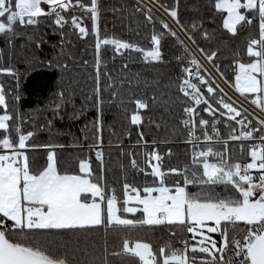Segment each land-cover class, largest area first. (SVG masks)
Segmentation results:
<instances>
[{
    "label": "snow or ice",
    "instance_id": "1",
    "mask_svg": "<svg viewBox=\"0 0 264 264\" xmlns=\"http://www.w3.org/2000/svg\"><path fill=\"white\" fill-rule=\"evenodd\" d=\"M178 8L179 0H176L175 6L166 11L192 37V32L180 22ZM214 8L220 14L227 12L223 26L233 34L237 33L238 25L241 29L251 26L258 17V38L250 36L246 47L248 60L241 62L239 54L234 55L238 69L233 87L245 95L254 94L253 103L264 112V0H214ZM137 10L154 23L156 18L151 7L142 0ZM78 12L90 15L95 21L97 61L93 105L97 115L93 125L102 127L104 101L99 59L102 43L114 45L118 52L137 49L146 60L153 61L162 60L164 35L175 37L186 53L187 45L164 20L160 23L167 32L154 31L151 36L154 47L145 49L138 43L106 36L101 39L98 0H0V35L12 44L19 34L18 25L38 26L40 18H52L61 33L64 24H70L81 35H87L89 29ZM201 23L194 20L190 27L195 30ZM203 36L209 37V31H203ZM3 51L0 49V54ZM199 51L208 61L217 57V50L200 48ZM177 59L185 64L181 57ZM47 64L53 66L54 62L48 60ZM215 70L219 77L228 79L219 65H215ZM182 72L185 75L180 78L178 88L185 97H190L189 106L184 108L188 118L183 121L192 146L190 161L164 168L161 154L153 150L145 153L141 166L133 155L130 165L153 179L151 183L144 181L142 187L126 181L120 195L114 185L108 186L103 176L104 156L99 147L95 153V173L91 157L78 161L79 174L61 169L54 150L48 151L44 163L37 166L35 157L30 156V150L38 147L31 142L34 131L24 129L12 108L19 101L20 93L12 87L6 89L0 82V130H3L0 132V264H77L75 258L69 259L67 251H54L53 247L67 249L65 233H87L98 227L103 228L104 239L100 245H94L99 254L91 257L90 264H113L109 257L138 258L136 264H264V118L255 117L256 123L248 119V110L230 102L219 83L214 86V77L194 54ZM0 74L14 78L16 89L19 88L18 69L0 66ZM69 103L74 105L72 94L59 90L50 101L53 115H60ZM135 104L140 109L148 108L141 99ZM195 106H202L213 116L221 112L229 117L240 126L239 135L234 125L224 121L231 131L226 138L222 137L217 127L219 120L211 121L209 132L210 121L203 117L197 119ZM242 112L245 115L241 116ZM131 120L140 123L142 117L134 112ZM201 140L208 142L207 145H201ZM230 140L240 141L237 147L242 155L245 140L258 141L248 145L247 155L251 159L246 163L232 160L227 147L218 148L214 144L227 145ZM97 142L102 144V138L97 136ZM136 213L138 217L127 215ZM155 226L168 228L170 235H175L172 228L192 235L181 238L180 247L172 240H165L155 249L152 243L139 238L133 240L130 235L140 228ZM209 233H219L221 241ZM109 236H119V246L113 245L110 250Z\"/></svg>",
    "mask_w": 264,
    "mask_h": 264
},
{
    "label": "trees",
    "instance_id": "2",
    "mask_svg": "<svg viewBox=\"0 0 264 264\" xmlns=\"http://www.w3.org/2000/svg\"><path fill=\"white\" fill-rule=\"evenodd\" d=\"M157 1L166 9L175 6L176 2ZM98 2L101 8L99 21L101 39L105 36L110 39H124L147 49L155 46L151 40L154 31L167 32L160 23L161 19L153 11L152 14L156 18L154 23L146 20L145 13L137 10L141 4L138 0ZM178 11L180 22L192 32L191 38L194 37L193 41L199 48L217 50V57L211 62L214 66L221 67L228 78L227 81L233 86L235 72L238 69V65L234 63V55L238 53L241 62L248 60L246 47L250 36L258 38V17L253 20L251 26L241 29L238 25L237 33L233 34L223 26L226 12L220 14V11L214 8V0H179ZM76 14L83 15L85 26L89 29L87 35H81L78 29H74L70 24H64L61 33L60 26H56L52 18H40L38 26L18 25L19 34L15 36L12 44H8L6 38L0 35V49L4 50L0 54V66L18 69L19 88L16 89L15 79L7 74H0V82L5 84L6 89L12 87L20 93L19 101L14 102L12 108L16 119L22 121L24 129L34 131L31 142L38 147L30 150V156L35 157L37 166L44 163L48 151L54 150L61 169L79 174L78 161L91 157L95 173L97 171L95 153L99 147L104 156L103 176L108 186L114 185L117 194L120 195L122 184L126 181L142 187L144 181L151 183L153 179L151 175H146L130 165L133 155L141 166L144 165L145 153L153 150L161 154L164 168L182 166L190 161L192 146L187 140V129L181 121L184 108L189 106L190 97H185L178 88L180 78L185 75L182 69L190 54L186 53L185 48L170 35H164L161 40L160 61L146 60L143 53L137 49H121L118 52L114 45L102 43L99 59L101 93L104 101L103 125L94 127L93 118L97 115V109L93 105L96 98L94 90L97 61L96 35L93 27L95 21L88 14L80 12ZM194 20L202 22L195 30L190 27ZM54 28L57 30L54 31ZM205 30L210 33L207 38L203 36ZM177 57H181L185 64ZM48 60H53V66H48ZM61 89L72 94L74 105L69 103L60 115H53L50 101L55 99V94ZM202 91L209 95L206 89L202 88ZM137 99L146 102L148 108H138L135 104ZM199 109L200 117L210 121L211 129V121L221 112L213 116L204 111L202 106H199ZM134 112L141 115L140 123L132 122L131 116ZM243 115L245 113L242 112L241 116ZM247 118L256 123L252 116L247 114ZM237 119H240V116ZM224 121L226 120L222 117L217 127L221 136L226 138L231 129ZM229 124L234 125L238 135L239 128L236 123ZM97 136L102 138V144L97 142ZM255 142L244 141L243 155L237 147L240 141L230 140L227 145L215 142L214 144L218 148L227 147L231 159H239L243 163L251 159L247 155V149L249 144ZM129 215L138 217L139 213ZM171 232L175 235H170L166 227L155 226L140 228L130 235L133 240L139 238L152 243L154 249L165 240L174 241L176 247L181 246L179 244L181 238L186 239L192 235L178 228H172ZM216 236L220 242V234L217 233ZM103 239L102 227L87 233H65L64 242L68 243L67 249L53 247V250L67 251L69 259L75 258L77 264H90L91 257L99 254L98 248L94 245H100ZM76 241L79 243L76 244ZM108 244L110 250L113 245L119 246L120 237L109 236ZM109 259L113 260V264H136L138 258L109 257Z\"/></svg>",
    "mask_w": 264,
    "mask_h": 264
},
{
    "label": "built area",
    "instance_id": "3",
    "mask_svg": "<svg viewBox=\"0 0 264 264\" xmlns=\"http://www.w3.org/2000/svg\"><path fill=\"white\" fill-rule=\"evenodd\" d=\"M138 1L141 3V0H138ZM142 2L144 5L150 6L152 11L161 20L167 21L169 26L174 31L177 32L179 38L183 39L184 43L187 45L188 53L190 55L194 54L196 56V58L201 61V63L207 68L208 73H210L212 75V77H214V81H213L214 85L219 83V85L224 88L225 92L227 93V97L230 99V102H235V103H238L239 105H242L244 109L248 110L247 114L252 116L254 119L257 116L264 118V112L261 111V109L259 108L258 105L253 103V97H248V96L240 93L235 88H233V86L230 84V82H228L224 78L219 77L218 73L215 70V66L204 57V55L199 51L200 48L198 47V45L193 41V39L185 31L181 30L182 28L179 27V24L176 23L174 18L171 17L170 13H168L166 11V8L161 3H159L157 0H142ZM44 6L47 7V5H44ZM83 23H84V21H83ZM195 108H196V112H197L196 118L198 119V118H200L201 112H200L199 106H195ZM220 117L225 118V120L228 121V123L234 122V121H231L229 117L222 115V113L220 114ZM186 118H188V114L184 111V113L181 116L182 123ZM237 126H238V128L240 127L239 125H237ZM187 131H188V129H187ZM209 132H211V129H209ZM198 134H199V129H198ZM257 142L258 141H256L255 143H257ZM207 143L208 142L203 141V140L200 141L201 145H204ZM243 163H246V162H243ZM255 171L256 170H253V172H255ZM178 247H180V246H178ZM173 264H174V262H173Z\"/></svg>",
    "mask_w": 264,
    "mask_h": 264
},
{
    "label": "rangeland",
    "instance_id": "4",
    "mask_svg": "<svg viewBox=\"0 0 264 264\" xmlns=\"http://www.w3.org/2000/svg\"><path fill=\"white\" fill-rule=\"evenodd\" d=\"M226 12V11H225ZM78 15V14H77ZM226 16H227V12H226ZM225 16V17H226ZM84 21V20H83ZM84 25H85V23H84ZM180 27V26H179ZM181 28V27H180ZM181 30H183L184 31V29L182 28ZM199 47V46H198ZM211 62V61H210ZM212 63V62H211ZM213 64V63H212ZM214 65V64H213ZM233 88H235V87H233ZM237 91H239L237 88H235ZM240 92V91H239ZM243 94V93H242ZM245 95V94H244ZM247 96V95H246ZM248 97H253V96H248ZM0 114H2V113H0ZM132 206H135V202H133V205ZM137 214V213H136ZM127 215H129V214H127ZM129 217H131L130 215H129ZM216 234L217 233H209V235H211V236H213V237H215V239L218 241V239H219V237H217L216 236ZM197 239H199V238H197Z\"/></svg>",
    "mask_w": 264,
    "mask_h": 264
},
{
    "label": "bare ground",
    "instance_id": "5",
    "mask_svg": "<svg viewBox=\"0 0 264 264\" xmlns=\"http://www.w3.org/2000/svg\"><path fill=\"white\" fill-rule=\"evenodd\" d=\"M241 93V92H240ZM184 113V112H183ZM222 117H220V115L218 116V117H216V118H214V120H219L220 121V119H221ZM187 129V128H186ZM221 134V133H220ZM238 135H239V133H238Z\"/></svg>",
    "mask_w": 264,
    "mask_h": 264
}]
</instances>
